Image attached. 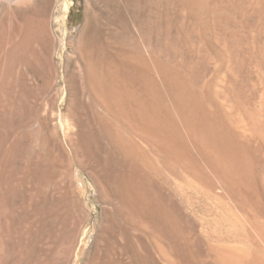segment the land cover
Listing matches in <instances>:
<instances>
[{
	"label": "rangeland",
	"instance_id": "1",
	"mask_svg": "<svg viewBox=\"0 0 264 264\" xmlns=\"http://www.w3.org/2000/svg\"><path fill=\"white\" fill-rule=\"evenodd\" d=\"M149 1L152 6L148 0L138 3V15L146 20L144 32L133 21V37L146 48L144 54L153 56L147 57L151 63L159 59L185 82L190 79L202 99L210 98L206 105L220 106L227 122L233 116L237 127L229 125L252 141L255 152L248 154L254 160L249 164L254 165L258 191L254 205L238 206L221 189H208L192 174L165 166L151 154L159 168L157 181L178 205L181 227L163 241L145 213L139 215L134 206V216L128 213L118 202L114 183L115 173L124 171L123 156L108 154L106 142L90 132L103 110L94 105L93 88H86L75 60L88 0H52L47 20L57 65L50 89L20 81L9 97L0 77V264H87L100 234L103 259L93 264L120 259L129 264L124 247L132 245L137 247L133 264H222L216 253L227 257L225 264H264V0ZM23 2L0 0V24L7 4L19 7ZM63 2L69 4L67 12L61 9ZM69 57L74 59L70 65ZM70 98L76 109L71 113ZM133 136L147 149L146 142ZM112 246L119 247L116 251Z\"/></svg>",
	"mask_w": 264,
	"mask_h": 264
},
{
	"label": "bare ground",
	"instance_id": "2",
	"mask_svg": "<svg viewBox=\"0 0 264 264\" xmlns=\"http://www.w3.org/2000/svg\"><path fill=\"white\" fill-rule=\"evenodd\" d=\"M23 1H25L24 5L19 7L7 4L0 24V77L3 78L9 97L13 96L20 81L23 83L27 81L41 90L50 89L53 84L51 73H54L57 65L54 62L53 39L47 20L52 0H33L31 3L27 0ZM139 2L140 0H88L84 21L75 40L74 53H76V64L84 72L86 88H93V97H96L93 101L94 105L100 106L103 110L101 115L98 114L100 115L98 125L90 132L99 135L106 142L105 149L108 154L114 152L116 154L113 153V156L120 155V158L116 156L118 159L123 156L121 161L124 171L117 175L115 173L114 181L117 194L120 195L118 202L121 201V204L129 210V214L133 215L135 209L139 215L145 213L144 215H147L145 220L150 221V227L164 241L169 239L168 235L172 230L179 229L181 221L178 220L180 215L177 211L178 205L176 208L173 201L171 202L173 199L171 193H165L160 180L157 181V173H160L158 165L154 164V156L165 166L174 170L182 169L181 171L192 174L195 176L194 179L203 186L209 187L208 189L217 192L221 189L220 191H224L235 200L238 206L244 207L247 203L254 205V197L257 199L255 193L258 192H255L257 189L252 178L254 170L251 171V167L253 168L254 165L249 164L252 159L249 155L252 153L248 154V152H253L251 148L253 143L243 139L240 131L235 129L237 126L232 122L233 116L229 117L231 119L228 118L231 122H227L224 116L222 117V110L221 112L219 110L221 108L218 109L220 106L214 107L213 102L214 108L206 105L205 99L210 101V98L203 96L205 99H202L200 90L197 91L196 87L188 84L190 79L187 78L188 81L185 82V77L183 78L169 65L167 67L159 59L153 60L154 69L157 71L153 69L152 63L147 58L149 52L146 51L148 56L144 54L142 50L146 48L141 49L137 37H133V21L137 22L140 31L144 32L142 23L146 19L143 14H141L144 16L143 20L140 14L138 15ZM148 2L152 6L149 0ZM69 8V4L63 2L61 9L67 12ZM146 34L145 36L150 35ZM142 36L144 43L149 41L143 34ZM71 61L74 59L69 57L68 65ZM68 65L65 66L66 70ZM155 72L158 74L157 77L160 76L158 77L160 80L157 79ZM73 102L75 99L70 100L71 108L67 107L70 113L74 109ZM133 135L146 142L147 149L135 142ZM99 146L101 147L100 144ZM102 231L105 230H100V233ZM100 235L95 242L96 250L93 258H88L87 264H93L96 258L103 259L99 248L104 239ZM114 246L111 249L116 250L120 244L118 247ZM128 247H124L128 255L126 257L130 259L129 264H133L134 247L133 245L131 249ZM195 251L193 250V253ZM216 258L222 264H225L227 259L225 255L217 253ZM115 263L124 264L122 259L116 260Z\"/></svg>",
	"mask_w": 264,
	"mask_h": 264
}]
</instances>
